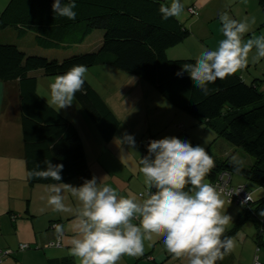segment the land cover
<instances>
[{
  "label": "trees",
  "instance_id": "trees-1",
  "mask_svg": "<svg viewBox=\"0 0 264 264\" xmlns=\"http://www.w3.org/2000/svg\"><path fill=\"white\" fill-rule=\"evenodd\" d=\"M258 2L264 13V0ZM170 3L171 0H77L76 19L69 20L54 17L52 0H8L0 10V31L14 32L15 39L0 41V82H15L17 85L26 175L36 168L37 162L41 168L46 167L43 162L47 160L63 164L61 182L72 178L85 179L91 174L76 127L40 96L32 71L38 70L44 76H58L73 65L89 68L107 64L151 84L169 103L207 124L217 136L239 146L252 157L250 165L237 166L228 158L213 159L215 167L205 177L210 184L218 183L221 171H227L264 187V80L256 78L246 83L236 71L209 84L210 93L204 95L193 87L186 74L177 77L175 73L180 67L194 63L196 58L171 59L166 55L167 48L184 41L190 34V29L177 17L161 19L160 5ZM187 11L191 15L198 14L193 4L187 7ZM95 31L101 33L96 50L69 54L68 51L82 44ZM26 33L33 34L35 48H42L47 53L62 50L66 55L48 58L46 54L21 48L18 40L26 37ZM84 80L85 94L77 92L75 99L103 140L109 142L120 120ZM26 181L29 186L59 183L51 179ZM145 191L146 187L139 193ZM260 202H264V198L257 204ZM26 205L28 214V200ZM245 206L232 229L225 231V236H232L244 222L252 220L253 206L251 203ZM255 224V240L262 244L260 230H264V223ZM53 264L74 262L67 257ZM216 264H225V261Z\"/></svg>",
  "mask_w": 264,
  "mask_h": 264
},
{
  "label": "clouds",
  "instance_id": "clouds-1",
  "mask_svg": "<svg viewBox=\"0 0 264 264\" xmlns=\"http://www.w3.org/2000/svg\"><path fill=\"white\" fill-rule=\"evenodd\" d=\"M77 0H52L54 17L76 19ZM183 11L180 0L161 4L158 12L162 20L178 17ZM223 39L215 50L204 49L194 63H185L175 73L185 74L193 87L204 95L210 93L209 84L223 80L248 63L249 53L255 48L254 61L264 58V35L243 41L249 32L251 21H238L221 13ZM85 65H73L58 75L49 85L50 103L57 111L72 105L77 92L85 94ZM122 143L135 146L130 134H123ZM46 167L28 171L26 180L51 179L58 181L49 186L47 203L54 211L71 212L64 204L63 192L67 190L78 202L75 209L73 232L69 254L79 264H117L124 255L139 256L144 251V240L153 236L163 237L168 253L186 258L188 264H216L235 248V240L225 236V229L232 217L222 214V191L205 177L215 167L213 158L200 145L175 136L149 140L146 155L140 158L146 193L119 196L115 189L101 185L96 177L86 179L79 186L62 183L63 164L47 160ZM231 163H242L233 156ZM239 171V168L236 169ZM187 189V190H186ZM264 217V211L259 213ZM138 220V223H133ZM56 238L64 237V226L54 224Z\"/></svg>",
  "mask_w": 264,
  "mask_h": 264
},
{
  "label": "crops",
  "instance_id": "crops-1",
  "mask_svg": "<svg viewBox=\"0 0 264 264\" xmlns=\"http://www.w3.org/2000/svg\"><path fill=\"white\" fill-rule=\"evenodd\" d=\"M192 1L193 2L191 3H193V5H195V7L197 8L198 14L191 15L188 13L190 16V21L187 22L188 25H185L190 28V34L193 30H197L198 32L201 27L208 25L211 21H220V14L225 12L231 19H235L238 21L242 20L238 18L239 16L237 12H245L249 14L251 20L252 18H255V23L251 24L249 32L257 30L260 31L264 28V24H262V22L264 21V13L258 0ZM184 12L185 11H182V13L177 17L182 23L187 20V17L183 16ZM181 15L185 20L182 19ZM192 17L195 18L193 19ZM7 31L8 30L5 29L3 31H0V37L4 36L6 34L5 32ZM8 32V35L3 38L15 39L14 32L13 34L10 30ZM190 34L188 37H186L187 39L185 38L186 40H189ZM26 36L30 37V39L32 40V44L30 47L31 49L34 47L33 34L26 33ZM100 39L101 33H99V31H95L89 34L82 44H89L91 50H96V48L99 46ZM82 44H78L73 48L77 49ZM197 46L199 47V50L201 49L200 47L203 46L201 37L199 39V45L197 43ZM197 46L196 49L198 48ZM187 48L190 49L189 51L192 50L190 47ZM170 50H173L172 47L167 48L166 55ZM32 72V74L36 77L37 92L40 94V96H42L41 92H39V86L40 84H42L43 92L46 91V95L50 96L49 85L54 81V79L45 78L38 70H34ZM127 74L128 75L124 77L126 79L124 83L122 82L118 85H113L111 83H105L104 81V88H102L101 86V88H95V90L100 94L104 102L108 105V107L112 110L116 117H120L121 120L114 137L109 142H105L99 133V138H101L100 140H103V144H106L109 147L108 152L112 156L117 157V159H119L122 163L118 166H111L110 164H108V162L110 163L112 161L111 157L110 155H106L105 160H102L103 162L101 163V166L105 170L107 178H109V180L111 181L117 179L119 180V182H121V178L124 179L128 176L129 184H127V187L125 185L121 186V188L119 189L118 197L128 196L127 193L130 195V193H134L133 191H143L145 189L146 185L144 183V177L140 172V167L137 166V163H140V150H142V155L144 152L146 154V145L148 141L157 138V135L161 133L163 128L168 127V132H166V134H173V136L179 138V135L181 134V130L179 129L180 127H182V130L185 129L187 137H189L190 139V137L192 136L190 133L191 131L189 130L190 128L196 125L200 126V128L205 127L203 128V131H201L202 136L199 141H197V145L199 142L204 141V139L209 135V132L207 130L210 129L211 131H214L207 124L203 125L202 121L178 109L177 107L169 103L166 99L158 95V91L155 88L150 87V84L143 79L129 73ZM84 78L91 86H93L90 78H88V75L85 74ZM45 99L50 102V100H48L47 98ZM53 106L56 107L55 105ZM137 109H140V112H144L143 120L138 117H134L135 112H138L136 111ZM159 109L165 110L160 112ZM17 111H19V100L16 83L0 82V264H53L67 257L71 258L74 264H79V260H77L73 256L61 257L59 255L50 254V252L48 251L49 249H45L48 248L50 246V243L52 242L58 243V245L52 246L55 247L61 245V241L64 240V238L58 240L56 238L54 230L51 233L47 232L40 235L39 241L41 243H45L47 247L37 246L31 248L28 244L27 247L24 248H21L20 246L24 245L26 241H30L26 240L25 236H23L24 233L22 231L24 229L23 226L21 228L19 227V225H21L20 222H26L23 220L29 219L34 216L30 213L29 207L31 206V201L29 202V198L27 197L29 196L32 200L34 193L37 190L41 189H38L39 187H36L38 185H27L28 183L26 182L25 175L26 168L23 159V143L20 151L12 147L13 142L10 127L12 123H15V113ZM152 111L154 112V116L151 118L149 115ZM168 116V120L164 121ZM81 117H83V115L79 118ZM163 121L164 123H162ZM76 129L81 137L83 148L85 149L84 140L82 134L80 133L81 130L79 127H76ZM125 133L130 134L134 137V147L121 142L123 134ZM144 136H147L148 138L145 145L142 144ZM216 137L218 139L216 138L217 140L215 142L220 140L219 144H221L222 146L220 151L208 152V154L213 159L219 160L228 158L229 160H231L232 157L235 156L240 161H243L241 163L243 165H250L252 163L253 159L251 157L247 158L246 155H244L240 151L241 148L239 146L228 142L222 136L216 135ZM138 143L143 146L142 149L140 148V144ZM199 145L201 146L202 144L199 143ZM85 157L87 160L86 153ZM89 170L93 175H97V170H99V168L97 166L93 169L89 167ZM223 172L221 171V173ZM227 173L229 175L226 173L223 174V179H228L229 183L227 185L244 186L245 190L250 193L253 200L251 205L253 206L254 213H252V220L250 219L244 222L240 229H238L236 233L230 236L234 240L236 239L237 243H241V245L237 246V248H234L232 253L226 255L223 260L225 261V264H264V236L262 237V244H258L255 240L257 232V226L255 222H258L259 224L264 223V217H261L259 215L261 211H264V202H260L257 204V201L264 198V187L250 181L240 174L230 172ZM204 182L210 183L207 178H205ZM130 187H132V190H130ZM121 189H126L127 191L123 192V190ZM120 191L122 193H120ZM133 195L138 197V195L135 193ZM221 198L224 200V206L221 210L222 214H228L232 217V220L229 222L225 229V231H229L234 226L242 209H244V207L246 206L245 203L242 204L229 202L224 194H222ZM138 199L140 198L138 197ZM27 200V208L29 211L28 214L25 211ZM136 221L138 223V220ZM57 223L60 224V222L57 220L53 221V224ZM26 224L28 225V223H25L24 225ZM247 224H252L253 227L250 229H246V232L243 233L242 229ZM36 236L37 235H35V237ZM30 239H33V237H31ZM66 242L69 243L68 241ZM238 249L239 252H237ZM117 264H188V261L186 258H177L168 253L163 245V237L153 236L152 240H144V251L142 255H124L120 258L119 261H117Z\"/></svg>",
  "mask_w": 264,
  "mask_h": 264
},
{
  "label": "rangeland",
  "instance_id": "rangeland-1",
  "mask_svg": "<svg viewBox=\"0 0 264 264\" xmlns=\"http://www.w3.org/2000/svg\"><path fill=\"white\" fill-rule=\"evenodd\" d=\"M7 2H8V0H0V10H2L5 7ZM180 2L183 4V9H184L183 11H185L183 16L187 17V20L184 21V24L188 25L187 22L190 21V16L188 14L187 7L189 5H192L193 3H191V2H193V1L192 0H180ZM237 14L239 16V17L238 16L237 17L242 21L245 19H247L249 21L251 20L250 15L245 13V12L244 13L237 12ZM183 16H182V19L185 20ZM192 18L194 19L195 17H192ZM221 27H222L221 22L215 20V21H211L208 25L201 27V29H199L198 32H197V30L191 31L192 33L190 34L189 40H186L187 39L186 38L184 40L185 42L182 41L179 44L172 46L173 50H170L167 52L168 58H171V59L185 58L184 56H195V57H191V58H196L197 56H199V54L204 49L215 50L216 47L218 46V42L224 38L221 31H220ZM8 31L5 32L6 34L4 36L0 37V41L9 42V40H11L9 38H6V39L3 38V37L8 35L7 34V33H9ZM260 35H264V28L260 31L257 30V31H253V32L250 31L249 33H245L243 36V41L246 42L248 39L254 38V37H257ZM200 37L202 39L203 46H201L200 47L201 49L199 50L197 43L199 45ZM18 43L22 46L21 48H25L26 50H29L30 52H35L38 54L39 53L40 54H46V56H48V58H52V57L60 58L59 56H63V55L65 56L66 55V53L62 50H49L47 53L42 48H39L40 50L38 48H35V47L30 49L31 44H32V40L28 36L24 37L22 40H18ZM181 45H184V46H181ZM196 46L198 47L197 49H196ZM187 47H190L192 50L189 51L190 49ZM169 48H171V47H169ZM41 50H42V53H41ZM89 50H91V48L89 47V44L84 43L81 46H79V48H77V49L72 48L68 52H69V54H74L76 52H89ZM189 52H191V53H189ZM255 54H256V50H255V48H253V50L249 53L248 63L246 64V66L243 67L242 69L237 70L238 74H240V76L243 78V80L246 83H250L253 79H256V78L264 80V58H260L259 60L254 61L252 59V57L255 56ZM87 69L88 70L86 72V75H88V78H90V81L92 82V84L94 86V87L93 86L92 87L94 89L95 88H101V87L104 88V83H103L104 81H105V83H111L113 85H118L122 82L124 83L126 81V79L124 77H126L128 75L126 72L119 70V69H116V68H114L110 65H107V64L106 65L99 64V65L89 67ZM109 69H111V70H109ZM113 71H115V72H113ZM44 77L54 79L56 76H44ZM42 86H43L42 84H40V86H39V92H41V94H42L41 97L44 96L45 98L50 100V96L46 95V91L43 92ZM150 87H153V86L150 84ZM263 88H264V83H263ZM99 90H101V89H99ZM155 93H157V92H155ZM158 95H160V94H158ZM44 97H43V99L46 100ZM47 102L50 105H52L49 101H47ZM54 108L57 110L56 107H54ZM163 110H165V109H159L160 112H162ZM136 111H138V112H135L134 117H138L141 120H143L144 112H140V109H137ZM58 112L61 113L64 117H66L70 122L72 121L74 126L80 128V130H81L80 133L82 134V137L84 140V146H85L84 153H86L87 160H88L87 164L92 169L96 168V166L99 168V170H97V175H93L91 173L88 178H85V179L72 178L70 180L63 181L62 183L70 184L73 186H79L80 184L83 183L84 180L91 179L92 177H96L97 181L101 185H108V186L112 187L113 189L116 190L117 195H119V189L121 188V186L125 185L127 187V184H129L128 176L124 179L121 178V180H120L121 182H119V180H117V179H115L114 181H111V180H109V178H107V174L101 166V163L103 162L102 160H105V156L110 155L112 161L110 163L108 162V164H110L111 166H114V165L118 166L119 164H122V163L119 159H117V157L112 156L108 152L109 147L106 144H103V142H102L103 140H100L101 138H99L100 137L99 132H98L97 128L95 127L94 123L85 114V112L81 108L80 104L76 101V99L73 100L72 105L70 107H67L65 109H60V110H58ZM15 114H16L15 123H12L11 127H10L11 128L10 129L11 134H12V142H13L12 147H14V149H18L20 151V149L22 147V134H21V128H20L19 111H17ZM82 115L84 118L83 117L79 118ZM149 116L152 118L154 116V112L152 111ZM117 118L120 120V117H117ZM168 118H169V116L167 118H165L164 121L168 120ZM164 121L162 123H164ZM203 125H205V124L203 123ZM167 128L168 127L163 128L161 133H159L157 135L158 137L155 139H161L165 136H173V134H170V135L166 134V132H168ZM178 128H179V126H178ZM203 128H205V127H203ZM203 128H200V126H197V125L190 128L189 130L191 131L190 133L192 136L189 139V137H187L185 129L182 130V127H180L179 130H181V134L179 135V138H181V140H188V141H190V143L193 146H195V145H197V141H199V139L202 136L201 131H203ZM123 129H125V128H123ZM207 131L209 132V135L204 139V141L199 142V143L202 144L201 146L204 147L207 152L220 151L222 145L219 144L220 140L217 141L218 143L215 142L218 139L216 137L215 132L211 131L210 129ZM147 140H148L147 136H144L142 144L145 145ZM199 143H198V145H199ZM138 144H140V143H138ZM140 148L141 149L143 148V146L141 144H140ZM140 151H141V153H140L139 160H140L141 155H142V150H140ZM240 151L244 155H246L247 158L251 157L248 154H246L242 149H240ZM244 162H246V161H244ZM137 166L140 167V163H137ZM25 175H26V172H25ZM54 184H57V183H54ZM34 185H38L36 187H39L38 189H41V190H37L34 193L32 200L29 196L27 197V198H29V202L31 201V206L29 207L30 213L34 216L29 218V219L23 220L26 222H20L21 225H19L20 228L23 226L24 230L22 232L24 233L23 236H25V239L30 240V241H26V242L24 241L25 242L24 245L28 244V245H30L31 248H34L37 246H39V247L46 246L45 243H41L39 241L40 235L45 234L47 232L51 233L54 230L52 227L54 225L53 221L57 220L60 222V224H62L64 226V230H65L64 231V237H63L64 240L61 241V245H59V246H55V247L49 246L48 248H45V249H49L48 251L50 252V254H53V255H59L61 257L71 256L69 254L70 243H67L66 241L69 242L70 239L73 237V235H75V233L73 232V224H74V220H75V209L79 207L78 202L75 200V198H73L71 196L70 192L65 190L63 192L64 204L67 207L73 209V211H71V212L54 211L52 206H50L47 203V198H48V195L50 194L49 193V186L52 184L35 183ZM121 190H123V192L127 191L126 189H121ZM130 190H132V187H130ZM130 190H128V191H130ZM133 192L138 195V193L140 191H133ZM120 193H122V192L120 191ZM134 193H130V195H133ZM127 195H129V194L127 193ZM132 222L137 223L136 220H133ZM25 223H28V225L27 224L24 225ZM252 227H253L252 224L245 225V227L242 229L243 233L246 232V229H250ZM35 235H37V236L35 237ZM31 237H33V239H30ZM36 240H38V241H36ZM27 242H30V243H27ZM48 242H50V241H48ZM235 242H236V239H235ZM239 245H241V243L236 242L235 248H237V246H239ZM237 252H239V249Z\"/></svg>",
  "mask_w": 264,
  "mask_h": 264
},
{
  "label": "built area",
  "instance_id": "built-area-1",
  "mask_svg": "<svg viewBox=\"0 0 264 264\" xmlns=\"http://www.w3.org/2000/svg\"><path fill=\"white\" fill-rule=\"evenodd\" d=\"M190 12H192L190 10ZM145 154V152L143 153V155L141 157H143ZM228 174L227 172H223L219 175L218 179L220 180L218 183H216L214 186L217 187L219 190L222 191V193H224L227 196V199L229 202H234V203H249L252 198L251 195L245 190L244 186H236V187H227L226 185L228 184V179L224 180L223 179V174ZM229 175V174H228ZM143 193V192H142ZM146 193V191L144 192ZM140 194H138V197H140ZM51 245H58V243H50ZM21 248L27 247V245H20Z\"/></svg>",
  "mask_w": 264,
  "mask_h": 264
},
{
  "label": "water",
  "instance_id": "water-1",
  "mask_svg": "<svg viewBox=\"0 0 264 264\" xmlns=\"http://www.w3.org/2000/svg\"><path fill=\"white\" fill-rule=\"evenodd\" d=\"M252 202H253V200H251L249 203H252ZM252 213H254V212H252ZM260 232H261V235L264 236V230H260Z\"/></svg>",
  "mask_w": 264,
  "mask_h": 264
}]
</instances>
